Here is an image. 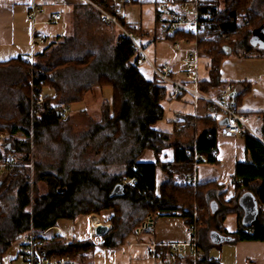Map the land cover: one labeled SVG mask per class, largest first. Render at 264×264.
Masks as SVG:
<instances>
[{"label":"trees","instance_id":"trees-1","mask_svg":"<svg viewBox=\"0 0 264 264\" xmlns=\"http://www.w3.org/2000/svg\"><path fill=\"white\" fill-rule=\"evenodd\" d=\"M93 1L113 11L112 0ZM214 2L217 7L214 22L199 38L201 54L211 59L210 79L200 82L204 92L225 84L220 75L226 57L243 56L254 50L250 40L264 18L253 0H224L225 8H221V0ZM119 20L145 49L143 40L149 34L143 26L133 30L120 15ZM70 21V33L58 36L59 42L44 53L46 64H34L23 56L0 61V135L9 136L2 147L7 156L12 155L24 164L15 168L0 185V264L29 229L44 231L56 227L60 220H76L104 211H109L105 223L111 224L101 242L105 248L123 244L149 216H179L188 227L202 223L201 229L212 226L222 235L241 241H264V212L259 209L258 222L247 227L243 224L244 209L238 205L247 192H254L258 205H264V125L260 137L250 131L241 134L248 156L246 161L237 163L233 175L236 196L225 201V190L216 181L196 184L192 181L197 162L195 152L205 157L198 164L219 163L220 114L197 119L206 128L194 144L172 143L170 134L155 128L165 118L162 102L190 96L182 94L174 98L154 74L151 80L147 79L140 70V51L135 43L115 25L102 22L90 4L76 5L70 13ZM104 28L111 33L118 29L119 33L104 35ZM153 32L152 40H157L162 33L157 10ZM173 38L167 36L169 40ZM261 55L264 57V52ZM46 85L55 90L54 95L43 94ZM95 86L113 87V102L104 105L102 120L91 121L88 129L81 132H71L61 107L52 106L53 100L63 104L79 101ZM34 92L45 98L43 109L35 116L31 110ZM49 98H53L52 101ZM191 100L194 105L193 98ZM20 133L24 139L16 137ZM46 137L57 143L52 148L45 145V150L58 163L43 166L36 162L32 175L27 165L32 162L34 146L43 144ZM168 147H174V158L162 162L159 155ZM148 149L155 153L156 162L140 161ZM0 156L6 158L1 149ZM159 168L164 180L158 187ZM39 182L45 183L47 190L34 196L39 191ZM118 184H125L124 194L113 196ZM213 200L220 204L216 212L212 209ZM231 214L238 215L239 228L235 233L224 226ZM201 237L197 264H222L209 255L214 244ZM55 241L61 253L91 264L96 247L93 241L67 242L64 238ZM186 261L193 264V257H186Z\"/></svg>","mask_w":264,"mask_h":264},{"label":"crops","instance_id":"crops-1","mask_svg":"<svg viewBox=\"0 0 264 264\" xmlns=\"http://www.w3.org/2000/svg\"><path fill=\"white\" fill-rule=\"evenodd\" d=\"M83 3H85L83 0H0V61H8L23 56L28 59L33 58L34 64H46L47 59L44 53L51 50L52 46L59 42L58 36L69 33L70 13L76 5ZM127 4L129 5L130 3ZM132 4H140L142 11L144 8V11H148L151 17L150 23L141 20L137 25L143 26L147 31H154L156 17L154 0L144 2L136 0ZM34 7L40 8V13L35 16L36 25L29 21L27 17ZM58 14L61 15V19L55 20L54 17ZM145 14L144 18L146 17ZM161 34L163 33H160L157 40L151 39L148 43L143 41L145 49L150 58L158 62V43L162 38L161 36H163L164 42L162 46L167 59L161 65L169 66L174 70L176 75L181 77L183 68L180 61L181 58H171L168 56V53L166 54L172 44L167 39V35ZM35 36H40L42 40L35 41ZM39 42L48 43H46L40 52H36V46ZM31 53L33 56H31ZM177 53L178 55L181 54L178 51ZM232 55L226 57L222 62L220 80L224 83H233L234 93L236 94L233 98L234 102L238 109L246 114L247 120L256 115H258L257 119L259 120L264 117V88H262L264 86H260L261 79L264 80V57H240L239 55L238 57H234ZM165 56L163 57L165 58ZM210 62L211 59L206 56H202L199 60L198 74L201 80L207 81L210 79ZM140 70L147 79L151 80L153 78V72L148 64H141ZM46 87L50 86L46 85L44 88ZM219 87L210 88L208 91L212 93L216 92V89ZM43 94H45L44 89ZM85 95L82 100L85 99ZM237 96L239 98L235 100ZM191 99L187 97L184 100H165L162 102L165 118L159 121L155 125V128L170 134L171 142L174 144L178 143L183 146H190L196 142L199 134L206 128L204 124L197 122V119L210 114L208 105L205 102H201L199 107H195ZM56 101V99L55 101L53 100L52 106H60L62 110L68 109V104L55 103ZM189 116L193 118H188ZM263 125L264 122L261 125V133L254 131L250 125L249 127L254 135L260 137ZM2 144V139H0V147ZM174 153V147H168L160 154V160L162 162H170L174 158ZM247 156L243 135L226 137L218 134L217 158L219 163L210 164L204 161L198 164L196 170L197 180L199 182L216 181L225 190L223 199L229 201L236 196V188L233 183L236 165L238 162L246 161ZM140 161L156 162L154 152L150 149L146 150L140 157ZM201 167L202 170H200ZM220 192L218 191L217 193ZM213 203L216 204L218 210L220 204L216 200H213ZM238 205L240 206L239 201ZM234 215L237 220L235 229L227 228L224 222L225 228L230 233H235L239 228L238 215ZM96 219L98 220L97 223L95 222ZM76 221L77 219H64L58 223V225H61L60 230L63 232V237L67 242L80 241L77 239L79 233ZM225 221H227V218ZM154 222L152 231L142 233L136 231L135 238H128V236L125 242L116 248L102 247L101 242L103 237L100 236L99 246L96 245L91 255V264H164L162 259L149 253L148 249L150 246L163 243H187L191 239L189 227L182 217H154ZM99 223L109 224L105 223V220L101 221L99 218L93 217L90 220V233L95 230V227ZM218 234L230 239L222 243H216L214 240H218V238L220 240ZM198 237L200 238L201 235L198 234ZM204 238L214 244V248L212 249L220 250V255L217 258H213L219 259L222 264H252V262L264 264V241H241L231 235H222L214 228L209 231L206 237L203 235L202 239ZM89 240L92 241L93 238L89 237ZM211 250L209 251L210 257H212ZM167 256L169 257L168 264H190L186 261V257L191 258L192 254L190 249L185 247L183 254L169 253ZM178 256L180 257L178 258Z\"/></svg>","mask_w":264,"mask_h":264},{"label":"built area","instance_id":"built-area-1","mask_svg":"<svg viewBox=\"0 0 264 264\" xmlns=\"http://www.w3.org/2000/svg\"><path fill=\"white\" fill-rule=\"evenodd\" d=\"M90 4L96 10L102 22L115 25L125 37L130 38L138 50L140 57L139 64H148L153 74L158 78L159 82L167 86L174 98L185 94L193 98L194 106L199 107L201 102L208 105L210 114H220L221 120L227 118V123L220 125L219 133L226 137L241 135L247 131L251 132V128L247 123V116L240 111L234 102V85L226 82L216 92L202 91L200 88L201 79L198 74L199 60L201 59V51L199 46V38L207 30L209 25L214 22L217 7L214 0H154V6L160 14L161 30L164 35L172 36L170 40L173 48L181 53L182 76L176 75L174 70L167 65H160L153 61L147 51L134 38L132 31L124 27L119 20V8L122 5L130 3L131 0H112L113 11L106 9L103 5L93 0H83ZM40 13V8L34 7L28 14V20L36 25L35 16ZM55 20H60L61 15H55ZM248 24V23H246ZM138 30L139 26L132 27ZM34 40H42L40 36H35ZM44 105L43 95H36L35 92L31 98L32 115H37ZM67 109L62 110L63 117H66ZM220 120V121H221ZM9 137L6 134L0 135V139L4 140ZM202 153L195 152V171L192 177L194 184L197 180L198 161L204 160ZM21 166L18 160L9 155L6 158L0 156V181L6 179L9 174L17 167ZM259 209L264 212V205H259ZM154 217L149 216L145 222L137 228V232L142 233L152 231L154 227ZM111 227V225H110ZM53 228L38 231L34 228L23 233L15 243L19 244V250L16 258L8 262L5 259L1 264H84L83 261L69 253H61L56 245V238H64L63 232L59 229L57 233L49 235ZM198 225L189 227L191 239L187 243H169V244H153L149 247L150 254H154L162 259L164 264L169 263V253L183 254L185 247L190 249L193 257V264H197V258L200 253L198 246ZM95 231L91 232V238ZM160 249V250H159ZM166 250V251H164ZM164 252H166L164 254Z\"/></svg>","mask_w":264,"mask_h":264},{"label":"rangeland","instance_id":"rangeland-1","mask_svg":"<svg viewBox=\"0 0 264 264\" xmlns=\"http://www.w3.org/2000/svg\"><path fill=\"white\" fill-rule=\"evenodd\" d=\"M140 2H144L147 0H139ZM221 8H225V2L224 0H221ZM253 5L255 6V8L259 11L262 12L264 14V0H253ZM119 15L124 17L126 20V23L128 26L130 25H134L137 23H139L141 20L143 21H151V17H150V13L148 11H142V8L140 6V4H132L130 3L129 5H122L119 8ZM142 11V12H141ZM144 13H146V17L144 18ZM242 22V20H241ZM150 23V22H149ZM264 23V18L262 20L259 21V23L257 25H259L258 27H260L261 25H263ZM72 24L70 21V28H71ZM72 29V28H71ZM146 32L149 34L148 37L144 38V42L150 41L151 39H153L154 37V32L149 30ZM70 33V32H69ZM102 33L104 35H110V34H114L115 36L118 35L119 30L116 29L114 30L112 33L109 29L104 28L102 30ZM163 35V34H161ZM161 40L158 43V62H156L158 64V66L161 65V63L165 62V60L167 59V57L164 55V49H163V42H164V38L163 36H161ZM263 40H264V31H263ZM148 38V39H147ZM159 38V35H158ZM232 39H235V37H231ZM232 39H230L229 41H231ZM46 43L48 42H39L38 45L36 46V52H40L43 47L46 45ZM251 44V43H250ZM258 47V44L255 46ZM253 51L251 53L245 54L243 55V57H259V58H263V56L261 55L262 52H264V48H254L253 47ZM163 53V55H162ZM168 53V56L171 58H175V59H180L182 58V54L177 53V51H175L172 46H170L166 52V54ZM31 56L32 53H31ZM165 56V58L163 57ZM201 56H206L203 53L201 54ZM232 56L234 57H238V55L233 54ZM163 57V59H162ZM242 57V56H240ZM32 62L34 63L33 58H31ZM42 62V61H41ZM44 62V61H43ZM262 85L264 86V80L261 79L260 81V86L262 87ZM264 88V87H262ZM44 93L46 95L52 96L54 95V89L51 87H46L44 88ZM44 98V96H43ZM114 99V89L113 87H104L103 89L100 88L99 86H95L92 90H90L86 95H85V99H81L79 101H75L72 103L68 104V109H67V113H66V117L68 119L67 121V127L68 129L71 130V132H81L83 130L88 129V127L91 125V121H100L103 119L104 114H105V109H104V105L112 103ZM49 101H52V98L48 99ZM44 103H45V98H44ZM258 115L253 116L251 119L247 120V123L252 127V129L258 133H261V125L264 122V117H262L261 119H257ZM19 139H24L25 137L22 135V133L18 134L16 136ZM51 141H49V137L45 138V141L43 144H41L40 146L36 145L34 146L33 149V154H32V162L27 165L31 168L32 170V175H34V163L38 162L41 163L43 166H51V165H55L58 163V161L56 160V158L54 156H51L49 151L45 150V145H50L52 147H56L57 143L54 142L52 139H50ZM3 142V141H2ZM0 149L2 151H4V156L7 157V153H5L6 151L3 150V147L1 146ZM155 154V153H154ZM156 157V155H155ZM17 158H21V155L19 154ZM159 159H160V155H159ZM157 160V157H156ZM19 163L21 164V162L19 161ZM24 165V164H21ZM200 170H202V167L200 168ZM206 171V169H205ZM163 181V174H162V170L161 168H159L158 170V175H157V185L159 187V185L162 183ZM38 192L34 193V196H36L37 193H44L47 190V187L45 185V183L43 182H39L38 185ZM109 214V211H104L102 212L100 215H83L81 217H79L77 219V223H76V227L78 229V235H77V239L80 241H87L89 240L90 237V220L93 217L99 218L101 221H104L106 216ZM197 214V212H196ZM236 216L234 214L230 215L227 217V221H225V226L229 229H235L236 227ZM204 224H198L199 229H198V234H200L202 237L203 235L206 237L207 234L209 233L210 230L213 229L212 226H210L208 229H201L202 226ZM60 224L57 225L54 229H52V231L49 233V235H52L54 233H57L60 229ZM207 228V227H206ZM136 234L132 233L129 235L128 238H135ZM201 237V238H202ZM93 242L99 246L100 243V236H98L97 234H95L93 237ZM205 239V238H204ZM18 250H19V244L18 243H14V245L10 248L6 259L8 260V262H10V260H13L14 258H16L17 254H18ZM220 250L219 249H212L211 250V256L212 257H218L220 255ZM19 261V260H18ZM18 261H15V264H18Z\"/></svg>","mask_w":264,"mask_h":264},{"label":"water","instance_id":"water-1","mask_svg":"<svg viewBox=\"0 0 264 264\" xmlns=\"http://www.w3.org/2000/svg\"><path fill=\"white\" fill-rule=\"evenodd\" d=\"M263 31H264V24L261 25L260 27H257L253 31L252 38L250 40L251 44L253 46H256L258 44V47L264 48V40H263ZM233 97L236 96V94H232ZM227 123V118H223L219 124L224 125ZM2 184V181H0V185ZM125 191V184H118L115 186L112 195L113 196H118L124 194ZM240 206L243 207L244 209V215H243V224L247 227L253 226L258 222L259 219V205H258V200L255 197L254 194L251 192L245 193L239 200ZM212 209L213 212L217 211V206L215 203L212 204ZM110 225L109 224H104V223H99L95 227V234L98 236H105L108 231L110 230ZM220 240H214L216 243H222L223 241L229 240L230 238H227L225 236H220ZM217 236V237H218Z\"/></svg>","mask_w":264,"mask_h":264},{"label":"bare ground","instance_id":"bare-ground-1","mask_svg":"<svg viewBox=\"0 0 264 264\" xmlns=\"http://www.w3.org/2000/svg\"><path fill=\"white\" fill-rule=\"evenodd\" d=\"M95 222L97 223V222H98V220L96 219V220H95Z\"/></svg>","mask_w":264,"mask_h":264}]
</instances>
